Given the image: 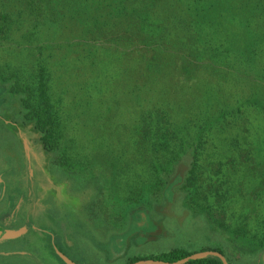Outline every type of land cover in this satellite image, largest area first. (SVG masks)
<instances>
[{"label": "rangeland", "instance_id": "1", "mask_svg": "<svg viewBox=\"0 0 264 264\" xmlns=\"http://www.w3.org/2000/svg\"><path fill=\"white\" fill-rule=\"evenodd\" d=\"M0 28V229L19 233L0 240V264L213 248L264 264V246L239 255L232 241L240 222L264 231V0H0ZM41 68L59 124L51 151L25 118ZM239 112L251 170L230 151L241 131L213 136ZM235 155L232 199L196 196L194 157L204 191L208 164Z\"/></svg>", "mask_w": 264, "mask_h": 264}, {"label": "trees", "instance_id": "2", "mask_svg": "<svg viewBox=\"0 0 264 264\" xmlns=\"http://www.w3.org/2000/svg\"><path fill=\"white\" fill-rule=\"evenodd\" d=\"M221 17H224V16L222 15ZM0 30L2 29L0 28ZM34 102L36 103V105H33L32 107L29 106L28 111L25 114V118L27 119V122H28L26 125L31 126L30 128L31 132L33 133L34 136H36V138L40 142L42 149L44 151L54 150V146L56 144L55 141L58 136L57 130L59 129L58 127L59 124L57 120V114L54 111V108L51 104V99H50L49 91H48L47 79L45 77V70L43 68H41L39 72L38 82H37V86L35 90V101ZM254 109L256 111H263L264 107L263 108L255 107ZM207 111L209 113V109ZM220 112H222V110H220ZM240 114L241 113L239 112V114H237L238 117L236 116V114L234 117L233 113H228V118H232V120L233 119L234 120L233 121L228 120L225 117L226 120H223L221 121L222 123L220 122L219 124H217L218 129L214 131L213 136L218 137L222 135L224 131H226V129H228L229 131L234 130L236 132L241 131L240 134H238L236 137H233L234 140L232 141V146L230 147V151L231 149H234L236 146L237 147L239 146L237 149L243 150L246 160L250 161V163L246 165L245 167L247 170L248 169L251 170L253 168H256V166H254V162L256 161L255 154L257 152L252 147H248L249 145L247 144L248 140L246 137H245L246 143L240 141L239 137H241L242 134L247 135V134H250L251 132V129L248 125H244L243 121L240 122V117L242 118ZM207 116L208 117L213 116V114H208ZM163 119L164 117L162 115H159L157 118V122L159 123ZM242 128H243L244 133L242 131ZM172 130L176 136V132H178L179 130L176 131L173 128ZM146 131L147 130L145 129L144 132ZM205 147L207 150L210 149V147L208 148V145L206 146V143H205ZM200 148H202V143L201 145L199 144V149ZM216 149L218 148H215V150ZM198 152H200V150ZM237 153L239 152L236 151L235 154ZM221 159H218L217 161H212V163L210 162L207 166L208 170L205 173L206 176H205V181H204L206 183L207 190L200 191L201 185L199 186L197 185L198 182H200L198 180L201 177L202 173L201 175L196 173V167H200V164L198 163V159L196 156L194 157V163L192 165V169L190 170L189 177L186 178L188 185L193 187V191L196 193V196L201 195L204 198V200H206V198L211 199L212 203H218V200L220 203V200H222L224 197H226L228 200L232 199L233 197L231 195V192H229V190L227 189L228 187H230L229 184H232V181H234V179L232 178L230 180L226 172L224 173L223 169L226 167V165H231L232 167L236 166L232 168V171H236V170L239 171V170H242L241 168H244V167H241V168L239 167L238 164L240 162L237 163V159H238L237 155H235V157L230 158L226 163H224L223 160ZM209 166L211 168L215 166V169L214 170H212L211 168L209 169ZM145 183L146 181H143L141 186L135 189V192H133V195H131V197L127 200H130L132 202L133 201L132 198H136L137 196L141 198L143 194L145 193L146 189L148 188V187H145L144 185ZM203 189H205V187ZM234 223H235L234 221H229V225H234ZM249 240H254V241H249ZM232 241L235 244H237L238 242L241 244L239 249L236 251L239 255L246 254L247 251H251L252 249H253L252 250L253 252L255 251V248H258L259 246L260 247L264 246V231L261 232V234L253 233L252 235H247V231L244 230L243 223L240 222L239 225L233 227ZM208 251L220 254L221 256L225 258L227 264H229V258L227 257V255L224 254L222 250L218 248H213ZM189 255H191V253L185 252L179 249H173L168 252H163L155 256H149V257H143V258L133 257L129 259L128 264L135 262L137 260H141V259H154V260L172 263L180 259H183ZM185 264H222V262L218 257L207 256L204 258L190 260L186 262Z\"/></svg>", "mask_w": 264, "mask_h": 264}, {"label": "water", "instance_id": "3", "mask_svg": "<svg viewBox=\"0 0 264 264\" xmlns=\"http://www.w3.org/2000/svg\"><path fill=\"white\" fill-rule=\"evenodd\" d=\"M19 235V233H12V232H8L6 230L0 229V240H6V239H12L15 238ZM59 257L64 261V263L66 264H75L74 262L70 261L68 258H66L63 254L58 253ZM207 256H214V257H218L222 264H227L225 258L223 256H221L218 253L215 252H211V251H205V252H200V253H194L191 254L183 259H180L176 262H163V261H159V260H154V259H141V260H137L135 262H132L130 264H185L186 262L190 261V260H194V259H199V258H204Z\"/></svg>", "mask_w": 264, "mask_h": 264}, {"label": "crops", "instance_id": "4", "mask_svg": "<svg viewBox=\"0 0 264 264\" xmlns=\"http://www.w3.org/2000/svg\"><path fill=\"white\" fill-rule=\"evenodd\" d=\"M135 240H136V242H137V240H138V238L136 237V235H135V237L133 238L132 242L135 241ZM123 254L126 255V254H128V253H127V251L125 250V251H123ZM133 257H135V256L132 255V254H128V259L133 258Z\"/></svg>", "mask_w": 264, "mask_h": 264}]
</instances>
